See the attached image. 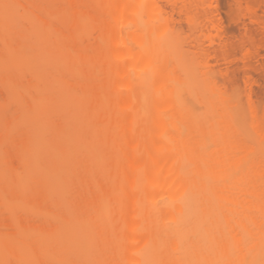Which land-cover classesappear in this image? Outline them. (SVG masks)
Here are the masks:
<instances>
[{
	"label": "bare ground",
	"instance_id": "6f19581e",
	"mask_svg": "<svg viewBox=\"0 0 264 264\" xmlns=\"http://www.w3.org/2000/svg\"><path fill=\"white\" fill-rule=\"evenodd\" d=\"M260 1L0 0V264H264Z\"/></svg>",
	"mask_w": 264,
	"mask_h": 264
},
{
	"label": "rangeland",
	"instance_id": "374dc122",
	"mask_svg": "<svg viewBox=\"0 0 264 264\" xmlns=\"http://www.w3.org/2000/svg\"><path fill=\"white\" fill-rule=\"evenodd\" d=\"M231 1L232 0H218V6H219V13H220V16L222 18L224 29L227 31L226 36H228L227 38L229 39V41H231L232 44H237L238 40L243 35L242 33H243V31H244L243 29L245 27V25H244L245 20L243 21L241 19L243 22H240V20L238 21L237 18L239 17L238 16L239 14H237L238 12L236 9H234L233 2H231ZM257 1H260V0H255V1L252 0V4L253 5L255 4L257 6V4H256ZM258 6H259V3H258ZM237 22L239 24H237ZM240 23L242 24V26L240 25ZM247 23L245 22V24L247 26H249L251 34L254 32V34H252V35L254 36L255 40L256 41L260 40L261 36L259 35V33L258 34L256 33V32H258L257 28L255 26L253 27V25L247 24ZM180 26L185 31V25L182 21H180ZM255 29L257 31H255ZM261 56H262L261 59L259 58L258 60H260V62H262L263 67L261 66V68H258L257 71L255 72L256 73L255 77L258 80L257 81L258 84L254 88L255 89L254 90V97H255V100L258 104H261L264 101V69H262V68H264V51H261ZM241 71L242 70L240 67L234 66L231 68L230 76L228 78L223 79L225 84H227L228 87L232 88V90L234 88L236 90L235 84H236V81H238V79L241 77ZM234 85H235V87H234Z\"/></svg>",
	"mask_w": 264,
	"mask_h": 264
}]
</instances>
